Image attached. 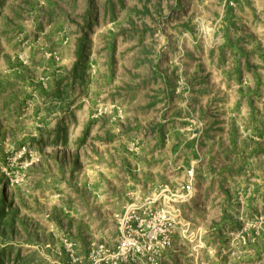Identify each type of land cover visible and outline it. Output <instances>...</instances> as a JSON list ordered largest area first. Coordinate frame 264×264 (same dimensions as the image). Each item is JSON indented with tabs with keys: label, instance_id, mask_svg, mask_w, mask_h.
<instances>
[{
	"label": "rangeland",
	"instance_id": "obj_1",
	"mask_svg": "<svg viewBox=\"0 0 264 264\" xmlns=\"http://www.w3.org/2000/svg\"><path fill=\"white\" fill-rule=\"evenodd\" d=\"M0 264H264V0H0Z\"/></svg>",
	"mask_w": 264,
	"mask_h": 264
},
{
	"label": "built area",
	"instance_id": "obj_2",
	"mask_svg": "<svg viewBox=\"0 0 264 264\" xmlns=\"http://www.w3.org/2000/svg\"><path fill=\"white\" fill-rule=\"evenodd\" d=\"M137 221H138V213L136 212H133L131 215H128L125 218L124 223H125L126 236L120 243V246L118 248V255L129 256L128 254L129 252L131 251L135 252V250L139 251V248L137 247V244L135 240L133 239L134 230L131 225V223L137 222Z\"/></svg>",
	"mask_w": 264,
	"mask_h": 264
},
{
	"label": "trees",
	"instance_id": "obj_3",
	"mask_svg": "<svg viewBox=\"0 0 264 264\" xmlns=\"http://www.w3.org/2000/svg\"><path fill=\"white\" fill-rule=\"evenodd\" d=\"M83 42H84V39L82 41H80V47H79V50H78V53H77V57H78V62L77 64L75 65L74 67V70H73V73L75 74L78 70V63L81 61H83L85 59V49H84V46H83Z\"/></svg>",
	"mask_w": 264,
	"mask_h": 264
}]
</instances>
